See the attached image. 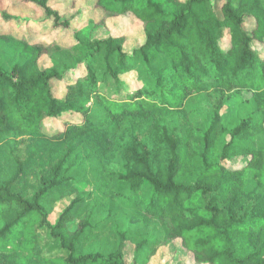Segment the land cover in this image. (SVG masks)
Instances as JSON below:
<instances>
[{
  "label": "trees",
  "instance_id": "16d2710c",
  "mask_svg": "<svg viewBox=\"0 0 264 264\" xmlns=\"http://www.w3.org/2000/svg\"><path fill=\"white\" fill-rule=\"evenodd\" d=\"M22 1L53 21L51 31L75 18L52 0ZM96 6L103 20L74 31L70 45L0 32L22 56L10 69L0 64V264H128L129 243L133 264H150L179 239L196 264H264V0ZM130 15L144 30L139 46L98 34ZM160 56L169 64L153 86L120 93L126 69ZM244 91L250 112L226 124L223 109ZM204 97L212 109L201 123L191 101ZM89 171L95 198L78 186ZM146 186L151 198L121 218L120 203ZM99 218L115 238L87 247ZM154 223L163 238L146 235ZM43 228L66 255L44 254Z\"/></svg>",
  "mask_w": 264,
  "mask_h": 264
},
{
  "label": "rangeland",
  "instance_id": "374dc122",
  "mask_svg": "<svg viewBox=\"0 0 264 264\" xmlns=\"http://www.w3.org/2000/svg\"><path fill=\"white\" fill-rule=\"evenodd\" d=\"M221 1V0H220ZM97 0H52L51 4L61 9L66 17H75L71 22V27L65 29L63 27L56 28L51 31L53 24L52 20H45V15L42 10L33 5H28L22 0H0V32H13L19 35L27 34L33 39H42L46 42L53 40L60 41L66 45L73 44L75 42L73 32L84 27L90 21L95 23L103 20L105 11L96 6ZM7 10L11 14L18 16L15 20H5L1 11ZM247 28L250 29L253 25V21L248 19ZM98 34L101 36L109 35H125L129 39L131 47L139 46L144 42V30L142 24L133 16H119L111 18L107 21L105 27H103ZM22 56L20 52L14 49L12 46L7 45L4 41L0 40V64L6 69H10L13 64L21 62ZM50 64L47 57H43L41 60L42 66H48ZM169 61L165 58H157L150 64L137 63L126 69L121 75V94L134 92L138 88L145 85H154V77L158 74L160 67L166 66ZM155 75V76H154ZM107 93L113 94L117 89L115 81L110 79L107 84ZM251 97L252 93L244 91L238 98L227 102L222 114L226 124H232L236 119L244 115L251 110ZM197 102V101H196ZM191 101V107H196L193 117L201 123L206 120V115L212 109L210 100L208 98L199 99V103ZM77 116V115H74ZM50 127L57 126V121L49 124ZM259 145L263 146L264 141L259 139L257 141ZM117 169V166H114ZM78 186L86 191L92 192V197L95 198L98 195H102L97 187V180L95 173L89 171L87 176L79 180ZM127 191V189L125 188ZM152 196V189L146 186L139 196H131L120 203L119 210L121 212V218L129 215H133L139 210L141 203L148 201ZM101 218L97 219V230L91 236V239L86 243V246L95 245V249L103 243L104 239H114L115 232L111 224L108 226H99ZM74 225V224H71ZM75 226V225H74ZM146 235L152 236V238H163L165 232L161 229V225L154 223L150 230H146ZM39 237L41 239L43 252L45 255L56 256L58 254L66 255L67 251L62 250L58 241L54 240L49 235V230L43 228L39 231ZM133 244L129 243L126 248V256L128 264H133ZM150 264H196L192 254L182 245L181 240H175L169 246L163 247L159 250L158 254L152 259Z\"/></svg>",
  "mask_w": 264,
  "mask_h": 264
}]
</instances>
